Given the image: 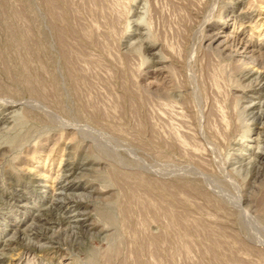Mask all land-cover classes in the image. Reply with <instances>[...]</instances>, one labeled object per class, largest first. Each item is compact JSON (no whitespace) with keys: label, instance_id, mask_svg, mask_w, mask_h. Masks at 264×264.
Returning a JSON list of instances; mask_svg holds the SVG:
<instances>
[{"label":"rangeland","instance_id":"rangeland-1","mask_svg":"<svg viewBox=\"0 0 264 264\" xmlns=\"http://www.w3.org/2000/svg\"><path fill=\"white\" fill-rule=\"evenodd\" d=\"M262 72L264 0H0V264H264Z\"/></svg>","mask_w":264,"mask_h":264},{"label":"bare ground","instance_id":"bare-ground-1","mask_svg":"<svg viewBox=\"0 0 264 264\" xmlns=\"http://www.w3.org/2000/svg\"><path fill=\"white\" fill-rule=\"evenodd\" d=\"M247 54V52H246ZM258 72V71H257ZM256 76V75H255ZM255 82L258 83V86L261 90L264 89V72L262 73H259L257 75V78L255 79ZM256 100V99H255ZM258 102V100H257ZM263 102V101H262ZM13 106V105H12ZM253 106V105H252ZM259 107V106H258ZM258 109V108H257ZM253 110V109H252ZM260 110V109H259ZM263 110V109H262ZM257 119L259 120H264V112H260L257 114L256 116ZM257 157L258 159H260L261 161L264 159V152H259L257 154ZM258 164V163H257ZM66 173V172H65ZM71 174V173H70ZM65 175V174H64ZM66 176V175H65ZM70 176V175H69ZM62 177V176H61ZM63 178V177H62ZM64 179V178H63ZM59 180V179H58ZM58 184V183H57ZM61 187V186H60ZM75 187V185H74ZM74 187H70L68 185H64L63 187H61L59 189L60 193H59V197H54L55 199L52 200L51 202V205H50V212L54 213V212H58L60 207L62 206H65L67 208V210H70L71 208H76L77 207V200H76V197L74 195H71L73 194L72 192L75 191L76 188ZM58 191V190H57ZM71 192V194H70ZM55 194V193H54ZM74 212H77V210H74ZM78 213H75V214H72L73 216L72 217H68V216H61L59 219H57V221L60 223V222H67L69 225H76V226H79V229L81 230H84L86 231L87 230V227L86 225L84 224V222H81V220L77 219L78 216ZM43 216V215H42ZM40 218V217H39ZM45 218V217H44ZM43 218V219H44ZM55 218V217H54ZM52 219V218H51ZM53 221H55V219H53ZM40 222V221H39ZM47 222V221H46ZM74 227V226H72ZM85 227V228H84ZM37 234V233H36ZM36 234H34L33 236H35L36 238ZM41 235L38 234L37 236V239L41 238L40 237ZM34 247L38 248V249H41L43 248L42 246L40 245H33Z\"/></svg>","mask_w":264,"mask_h":264}]
</instances>
